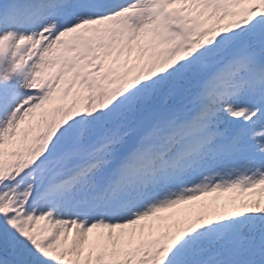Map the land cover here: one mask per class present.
Instances as JSON below:
<instances>
[{"label": "snow or ice", "instance_id": "1", "mask_svg": "<svg viewBox=\"0 0 264 264\" xmlns=\"http://www.w3.org/2000/svg\"><path fill=\"white\" fill-rule=\"evenodd\" d=\"M0 264H264V0H0Z\"/></svg>", "mask_w": 264, "mask_h": 264}, {"label": "rangeland", "instance_id": "2", "mask_svg": "<svg viewBox=\"0 0 264 264\" xmlns=\"http://www.w3.org/2000/svg\"><path fill=\"white\" fill-rule=\"evenodd\" d=\"M230 196H238V195H234L232 193H228V194H225L223 195L222 193H217V194H214V195H209L205 198H202L201 202L199 204H196V203H189L188 205H185L184 207H191L193 210H197L199 209L200 207V204L202 202H209V203H213L215 205H220L221 203L224 205L226 203H228V198ZM237 203H239V200H237ZM220 210V209H218Z\"/></svg>", "mask_w": 264, "mask_h": 264}, {"label": "bare ground", "instance_id": "3", "mask_svg": "<svg viewBox=\"0 0 264 264\" xmlns=\"http://www.w3.org/2000/svg\"><path fill=\"white\" fill-rule=\"evenodd\" d=\"M212 194H217V193H212ZM223 195H225V194H228V193H222ZM232 194H234V195H239L238 193H236V192H234V193H232ZM203 198H205V197H203ZM201 200H202V198H201ZM201 200L200 201H196V202H190V203H196V204H199L200 202H201ZM221 206L223 205L222 203L220 204ZM220 210H222V209H220Z\"/></svg>", "mask_w": 264, "mask_h": 264}]
</instances>
